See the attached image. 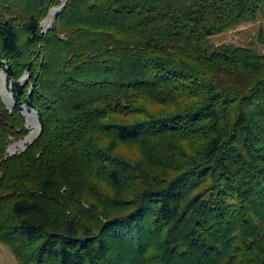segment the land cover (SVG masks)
<instances>
[{"label": "trees", "instance_id": "trees-1", "mask_svg": "<svg viewBox=\"0 0 264 264\" xmlns=\"http://www.w3.org/2000/svg\"><path fill=\"white\" fill-rule=\"evenodd\" d=\"M61 5L0 0L16 104L0 102V243L18 264H264V53L206 42L264 18V0H66L43 35ZM24 105L41 132L7 156ZM82 165L111 196L95 223L62 225L51 193Z\"/></svg>", "mask_w": 264, "mask_h": 264}, {"label": "rangeland", "instance_id": "rangeland-1", "mask_svg": "<svg viewBox=\"0 0 264 264\" xmlns=\"http://www.w3.org/2000/svg\"><path fill=\"white\" fill-rule=\"evenodd\" d=\"M59 1L60 4H62L61 0ZM65 3L66 1L61 5V7H64ZM51 10L40 24L43 35H45L55 25L56 20L50 28L45 29L42 26ZM262 30L264 32V18L240 24L232 30L210 37L206 40L207 46H209L210 50L221 45L246 46L252 47L257 52L263 54L264 45L260 44L257 40L258 33ZM5 70L6 68L0 65V102L9 112H12L16 104L12 92L13 86L6 75ZM19 72L20 85L23 87L31 85L30 75L26 68L24 66L21 67ZM29 94L30 91L28 92V95ZM20 115L24 120L23 128L25 129V134L18 138L16 136L11 137V144L6 150L7 156L17 155L25 151L27 146L32 144L41 132L39 115L36 110L24 105L21 107ZM35 121H37V124L39 125V130L34 136V140L25 142L31 132L35 131V128L33 127ZM107 140V137H100L102 144H105ZM153 146L155 147L156 144L153 143ZM143 148L142 143H121L118 144L116 150L120 155L132 159V157L135 158L136 156H139L142 153ZM95 169L96 168L88 165L73 166L69 172L73 180H76L77 182L74 190L72 191L66 183L58 182L56 188L52 191L51 194L53 197L50 200L51 203L49 211L51 216L57 218L62 225L67 224L69 220L72 219L77 221V225H86L91 222L95 223V219L89 210V205H95L99 197L107 198V196H111V190L108 188L105 179L100 176ZM91 185H94L95 189L91 188ZM0 264H18L13 258L10 250L1 243Z\"/></svg>", "mask_w": 264, "mask_h": 264}, {"label": "bare ground", "instance_id": "bare-ground-1", "mask_svg": "<svg viewBox=\"0 0 264 264\" xmlns=\"http://www.w3.org/2000/svg\"><path fill=\"white\" fill-rule=\"evenodd\" d=\"M66 0H61V3L64 4ZM60 11L59 8H54L51 10L49 16L47 17V19L43 22L42 26L47 29L50 28L52 26V24L55 21L56 15L58 14V12ZM35 119V118H34ZM34 128L35 131L31 132V134L26 138L25 142H30L32 140H34V136L37 134L38 130H39V125L37 124V121L34 122Z\"/></svg>", "mask_w": 264, "mask_h": 264}, {"label": "water", "instance_id": "water-1", "mask_svg": "<svg viewBox=\"0 0 264 264\" xmlns=\"http://www.w3.org/2000/svg\"><path fill=\"white\" fill-rule=\"evenodd\" d=\"M62 7H63V6H62ZM62 7H61V8H62ZM61 8H60V11H61ZM60 11H59V12H60ZM59 12H58V13H59Z\"/></svg>", "mask_w": 264, "mask_h": 264}]
</instances>
